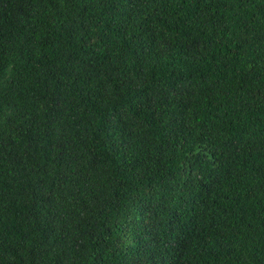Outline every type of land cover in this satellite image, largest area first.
<instances>
[{"label": "trees", "instance_id": "obj_1", "mask_svg": "<svg viewBox=\"0 0 264 264\" xmlns=\"http://www.w3.org/2000/svg\"><path fill=\"white\" fill-rule=\"evenodd\" d=\"M0 264H264V0H0Z\"/></svg>", "mask_w": 264, "mask_h": 264}]
</instances>
